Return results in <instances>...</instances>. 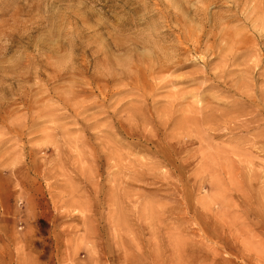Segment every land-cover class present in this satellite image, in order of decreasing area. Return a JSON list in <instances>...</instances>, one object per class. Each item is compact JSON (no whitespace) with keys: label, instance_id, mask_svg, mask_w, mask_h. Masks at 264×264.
<instances>
[{"label":"rangeland","instance_id":"374dc122","mask_svg":"<svg viewBox=\"0 0 264 264\" xmlns=\"http://www.w3.org/2000/svg\"><path fill=\"white\" fill-rule=\"evenodd\" d=\"M16 3L34 10L8 30L13 4L0 0V264H264V138L243 127L197 137L169 103L182 101L177 91L202 92L203 77L154 89L160 78L144 82L124 66L158 70L159 47L179 44L181 34L169 12L206 43L196 9L236 10L225 30L237 42L244 33L249 47L233 58L235 78L214 80L202 94L251 104L235 87L264 80V0ZM29 55L40 64L31 76ZM202 68L162 75L169 81ZM196 100L188 94L183 102ZM213 136L225 140V153L205 148ZM218 166L220 175L212 172Z\"/></svg>","mask_w":264,"mask_h":264},{"label":"bare ground","instance_id":"6f19581e","mask_svg":"<svg viewBox=\"0 0 264 264\" xmlns=\"http://www.w3.org/2000/svg\"><path fill=\"white\" fill-rule=\"evenodd\" d=\"M7 1L12 2L13 4V6L7 7V12L9 11V14L13 16V20L9 21V23L3 26H6L8 30L16 31L18 28L17 23L19 22V18L21 17L22 13H24L26 10L31 13L32 10H34V5L29 8L19 9L16 0ZM54 3L55 2L51 1V4ZM172 7L173 5L169 4L168 11H170ZM182 7H184V5ZM182 7H176V9H180L182 13ZM4 13L5 11L2 12V14ZM169 14L178 19V24L181 29V34L178 37L179 44L177 43L173 44L172 46L167 45L165 47H159L158 58L156 63L158 64V70L155 65H145L144 67H141L140 63L132 62V65L135 67V71H133L131 67L124 65L126 67L125 70H127L128 75H137L142 72L144 82H149L152 79L157 80L160 78L159 81H156L154 84H152L154 89L164 87L168 83H184L193 81L199 77H203L205 79L204 83L207 85L205 86V89L202 90V92H205L208 87L216 88L217 85H215L214 80L219 81L221 84L222 82H226V79L230 76L231 79L235 78L236 74H232L234 73V68H232L234 64L233 58H235L238 54L244 52V50L249 47V44L251 42V40H249L244 33L241 36V38L243 39L237 42L235 32H232L230 30H228L227 32L225 30V28L228 29L226 27V24H228L238 15L236 10H230L223 14H210L209 9L208 11L207 9L202 8L196 9L195 15L201 16L200 22L198 23V29L201 28V31L199 32H207V34H210L206 43L203 41V35L197 34L198 31L196 26H194L193 24H189L188 20H186L183 16L180 17V14L175 11H173V13L169 12ZM210 22L212 23L211 26L208 28L207 24ZM20 24H22V22ZM1 31H3V27L2 29L0 28V32ZM76 32L82 31L81 29L77 28ZM221 33L223 34L222 42L219 46L215 39L217 38V36H220ZM212 38L213 40H211ZM234 45L236 46L233 48ZM204 48H206L210 52L209 57L203 54H199L203 53ZM218 48H221V50H218ZM218 56L223 59V62L221 63V65L212 67V61ZM254 56L256 57L254 67H256L257 65H259L260 59L257 53H255ZM38 64L39 63L36 59V56H27V60L25 61L24 65V72L26 74H29L30 76L32 75V73H39ZM197 64H202L203 68L183 73L177 78H172L169 81H167L162 75L166 72H173L178 69L186 68L188 66ZM67 68L64 70V72L67 70ZM245 69L250 70V73H252L253 71V67L250 65L249 67H245ZM21 77L22 75L20 76V78ZM263 84L264 80L260 81L258 85L255 84V86L251 87L250 81H248V83L244 85H238L235 87L236 90L240 91L241 94L248 96V99L251 101V104L233 102L229 105L224 102L223 99L215 98L222 97V94L219 93V91H222L220 89L217 90V93L219 94H202V92L198 94L195 92L192 93V90H185L184 92L186 94H184L183 90H180L176 92V97L180 99L182 98V101H180L179 104H176L175 99L171 100L169 103V110H173L175 106H179L177 111H182L186 114V120L182 122L180 126L184 127L186 124L191 123L190 127L198 129L196 134L197 137H200L201 139L205 138L204 133L206 132V130L209 129L213 131H216L218 129H227L231 132H234L235 130L242 129L243 127V129L248 128L247 130L250 133H253L254 137H258L261 140V138H264V128L261 127V122H263L264 119L260 115L259 108L263 106L262 109L264 110V101L263 103H260L257 98L259 97L260 99H264V87H262ZM256 91H259V93H257ZM80 92V90L74 91V93ZM65 93H67V91ZM188 94L191 96H195L197 98L196 101L198 103H201V105L196 103V107L195 105H193V103L185 104L183 101L184 98L186 99V96ZM219 104L223 105V107ZM195 114H200V118L196 117ZM248 116H251V118H247ZM258 138H256V140ZM169 139L177 140L175 135H170ZM238 141L242 142V139L237 140V144ZM207 143L209 144V146L205 148L208 149V151H211L214 148H219L223 153L226 152L223 149L224 145L226 144L225 140L220 136H213L212 139H209ZM208 151L205 150V153ZM214 162L217 161L214 160ZM215 171L218 172L219 175L221 174L219 166L217 168L212 169V172ZM214 184L216 185L217 181H214Z\"/></svg>","mask_w":264,"mask_h":264}]
</instances>
